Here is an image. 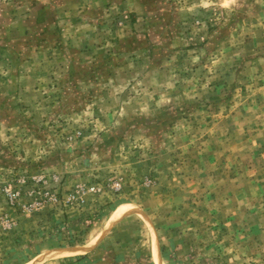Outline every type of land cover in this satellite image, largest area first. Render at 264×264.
Returning a JSON list of instances; mask_svg holds the SVG:
<instances>
[{"label": "rangeland", "instance_id": "rangeland-1", "mask_svg": "<svg viewBox=\"0 0 264 264\" xmlns=\"http://www.w3.org/2000/svg\"><path fill=\"white\" fill-rule=\"evenodd\" d=\"M0 264H264V0H0Z\"/></svg>", "mask_w": 264, "mask_h": 264}, {"label": "crops", "instance_id": "crops-1", "mask_svg": "<svg viewBox=\"0 0 264 264\" xmlns=\"http://www.w3.org/2000/svg\"><path fill=\"white\" fill-rule=\"evenodd\" d=\"M178 191H176V190H174V192H173V194H171L170 196H173L174 195V193L176 194ZM164 192L162 191V194H163ZM161 199H162V197H161ZM176 209V204H174V203H170V207L169 208H167V209H164V208H161V209H159V213L161 212V210H162V213L161 214H163L164 215V217H166L167 216V218L164 220V222L166 223V224H174V223H179L180 221H179V219L178 218H176L175 216V214H174V210ZM166 210V211H165ZM159 213H157V214H159ZM166 228H167V226H166ZM100 232H103V231H100ZM97 234H100V233H98V232H96V233H92V240L94 241V239H95V236L97 235ZM112 236H113V233H106L105 234V236L102 238V240L101 241H98L97 243H96V245H94L93 247H91V249H96V250H98L99 248H101L100 246H99V244H109V241H110V239H112ZM173 238V237H172ZM115 238H113V240H114ZM170 239H171V236H168L167 238H165V239H163V246L165 247H169V246H171L172 245V243H171V241H170ZM109 240V241H108ZM107 246L108 245H104V248H103V250H104V252L105 253H107L108 254V250H106L107 249ZM115 250V249H114ZM114 252H116V250L114 251ZM157 254H158V251H157ZM158 257H159V255H158Z\"/></svg>", "mask_w": 264, "mask_h": 264}, {"label": "built area", "instance_id": "built-area-1", "mask_svg": "<svg viewBox=\"0 0 264 264\" xmlns=\"http://www.w3.org/2000/svg\"><path fill=\"white\" fill-rule=\"evenodd\" d=\"M119 189V184L117 183H114L110 186V190L114 193H116ZM83 192H81L79 189H76L74 191V193H72L73 195L68 197V199H77V198H80L79 195L82 194ZM6 196H7V199L8 201L12 202L14 201V199L16 198V194L15 193H12V192H9V191H6Z\"/></svg>", "mask_w": 264, "mask_h": 264}, {"label": "bare ground", "instance_id": "bare-ground-1", "mask_svg": "<svg viewBox=\"0 0 264 264\" xmlns=\"http://www.w3.org/2000/svg\"><path fill=\"white\" fill-rule=\"evenodd\" d=\"M117 212V210L113 213L115 215V213ZM155 254V253H154Z\"/></svg>", "mask_w": 264, "mask_h": 264}]
</instances>
